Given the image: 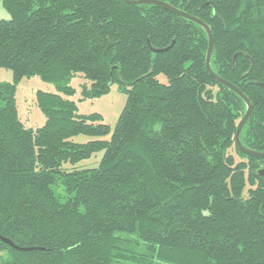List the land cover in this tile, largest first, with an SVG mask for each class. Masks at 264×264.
<instances>
[{
    "label": "trees",
    "instance_id": "trees-1",
    "mask_svg": "<svg viewBox=\"0 0 264 264\" xmlns=\"http://www.w3.org/2000/svg\"><path fill=\"white\" fill-rule=\"evenodd\" d=\"M161 1L210 28L211 70L251 104L240 142L264 153V0ZM1 3L0 264H264V158L236 146L246 104L208 73L199 24L123 0ZM31 76L56 90L36 92V129L15 101ZM77 76L83 99L126 94L112 131L78 114Z\"/></svg>",
    "mask_w": 264,
    "mask_h": 264
},
{
    "label": "rangeland",
    "instance_id": "rangeland-1",
    "mask_svg": "<svg viewBox=\"0 0 264 264\" xmlns=\"http://www.w3.org/2000/svg\"><path fill=\"white\" fill-rule=\"evenodd\" d=\"M10 16L2 6L0 0V20H9ZM164 80L163 76H159ZM12 72L7 69H0V82H11ZM87 82L82 77L77 76L71 80L70 85L74 88L75 92L69 99L73 100L77 105L78 114L87 115L90 113H99L102 116L103 123L107 124L112 131L117 122L120 112L122 111L126 94L121 91L118 85L113 84L108 93L101 95L99 98L83 99L81 94V86ZM37 91L55 93L56 90L53 85L41 81L35 76L22 78L16 86L15 101L17 106V114L19 120L26 128L36 129L41 127L45 122V117L39 110L36 104L35 94ZM110 135L103 139H108ZM91 138L86 136H77L73 138L74 142L84 143ZM229 153L234 155V150L230 149ZM102 152L95 153L90 159L81 161L74 165L75 169H85L97 167L101 159ZM235 160L239 161L240 158L235 156ZM71 168V167H70ZM54 192L57 196L63 198L65 195L62 186L54 187Z\"/></svg>",
    "mask_w": 264,
    "mask_h": 264
},
{
    "label": "water",
    "instance_id": "water-1",
    "mask_svg": "<svg viewBox=\"0 0 264 264\" xmlns=\"http://www.w3.org/2000/svg\"><path fill=\"white\" fill-rule=\"evenodd\" d=\"M124 2L130 4V5H141V4H152V5H157L171 13H173L176 16L179 17H183L185 19L191 20L197 24H199L206 32L207 37H208V47H207V52H206V57H205V67L208 71V73L211 75V77L217 81L219 84L227 87L229 90L233 91L235 94H237L246 104V112L244 114V116L241 118V120L239 121L238 125H237V130L235 133V143L236 146L240 149L241 152H243L244 154H246L247 156H253V157H259V158H264V153L263 152H256L253 150H249L247 148H245L239 139L240 136V132L244 126V124L246 123V121L248 120L250 114H251V104L249 102V100L246 98V96L234 85H232L231 83H229L228 81L219 78L216 74L213 73V71L211 70L210 67V57H211V53H212V49H213V37L211 34V30L210 28L203 23L201 20H199L198 18H195L193 16L188 15L187 13L178 10L174 7H172L171 5L161 1V0H123ZM0 240L9 244L11 247H14V245H12V243L2 237H0Z\"/></svg>",
    "mask_w": 264,
    "mask_h": 264
}]
</instances>
